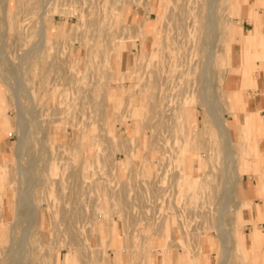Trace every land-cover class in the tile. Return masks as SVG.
<instances>
[{
	"label": "rangeland",
	"instance_id": "1",
	"mask_svg": "<svg viewBox=\"0 0 264 264\" xmlns=\"http://www.w3.org/2000/svg\"><path fill=\"white\" fill-rule=\"evenodd\" d=\"M239 1V7L237 0L218 1L210 35V0H0V133L3 118L4 137L13 135L0 156V264L15 257L34 264H159L162 258L173 264V251L196 257L182 264H224V242L231 247L226 264L251 263L244 239L250 247L254 212L243 202V178L246 159L264 165L259 136H249L247 154L234 141L238 163L228 166L201 103L216 90L236 140L243 118L231 111L230 97L234 104L242 91L228 86L233 76L238 85L236 68L244 60L230 62L235 36L252 72L264 69V13ZM43 7L45 44L39 41ZM252 24L262 33L250 44ZM213 46L212 70L206 56ZM18 100L25 105L22 119ZM232 166L240 174L234 202L224 207ZM24 190L31 205L23 202ZM4 224L8 233L14 224L16 242L5 243Z\"/></svg>",
	"mask_w": 264,
	"mask_h": 264
},
{
	"label": "crops",
	"instance_id": "2",
	"mask_svg": "<svg viewBox=\"0 0 264 264\" xmlns=\"http://www.w3.org/2000/svg\"><path fill=\"white\" fill-rule=\"evenodd\" d=\"M233 1V0H232ZM247 1V0H244ZM252 5H256V7L252 10V12L258 13L260 16L264 13L263 2L264 0H249ZM259 7V5H261ZM241 5L240 1L237 0V7ZM251 10L247 8L245 10L246 13H249ZM248 21H244V27H248ZM252 28L255 29V24H252ZM262 33V27L256 26L254 33L249 37L248 42L251 44L260 38ZM235 40L232 43L231 52H230V62L232 60L235 62L243 61V64L236 68L238 73V85L235 84L236 76H233L229 82L228 88L233 90L241 89L242 92H238V99L233 104V98L230 97V107L231 111L234 114L238 115L240 119L243 118L242 122L238 124L236 131V140L235 142L242 145L247 152L251 151V146L248 145L250 138L249 136H259V144L256 145V148L259 150L261 157L260 160L264 161V69H258L252 72L251 65L246 64V59L244 55V44L241 41H237V37L235 36ZM256 65L258 67L261 66V61H256ZM244 79V80H243ZM244 86V87H243ZM1 100V94H0ZM233 117L230 115L228 119L231 130L233 127ZM3 125L6 131L5 120L2 118ZM233 133V132H232ZM13 135L12 133L8 136L0 139V156L1 154H7L10 150L12 144ZM250 165V166H249ZM252 167L254 170L261 171L264 173V165L261 168L260 165L256 163H250L248 159H246V163L244 166V175L243 178V193L245 196V200L243 202L249 203L253 205L254 214L252 216V222H254L255 226L252 227V230L249 234V242L251 244L250 247L247 246L248 240L245 236L244 242L245 247L250 254V264H264V178L260 175L252 173V175L248 174L249 168ZM250 171V170H249ZM261 221V222H260ZM249 224L253 225L251 222ZM110 234V239H111ZM173 264H182L184 261L189 262L193 261L196 257L189 256L187 258L186 254L183 252H171ZM114 261V260H113ZM163 258L160 259L159 264H162ZM196 264H200L195 260ZM111 264H119L111 261ZM202 264V263H201ZM203 264H207L205 261ZM212 264V260L209 262Z\"/></svg>",
	"mask_w": 264,
	"mask_h": 264
},
{
	"label": "bare ground",
	"instance_id": "3",
	"mask_svg": "<svg viewBox=\"0 0 264 264\" xmlns=\"http://www.w3.org/2000/svg\"><path fill=\"white\" fill-rule=\"evenodd\" d=\"M4 1V4H8V2H7V0H3ZM218 1L219 0H210V2H209V4L207 5V15L205 16V18H206V27H207V29L205 30V32L207 33V31L209 32V34L211 35H213L214 34V30L216 29V20L218 19V15H216V11H217V6H218ZM43 8H45L44 9V11L43 12H41V16H40V26H39V38H40V40L39 41H41V42H43L42 44H45L44 42L47 40V38H48V34H47V32H48V29H47V26H48V20L45 18V14H46V12H47V8L46 7H43ZM206 35V34H205ZM209 42V41H208ZM40 43V42H39ZM207 43V42H206ZM41 43H40V48H41V45H42ZM39 47V46H38ZM43 49V48H42ZM207 49V48H206ZM38 51H39V49H38ZM215 56H216V49H215V47L213 46L212 48H211V50H210V53L208 54V56H206L207 57V59L206 60H208V62H207V66L209 67V68H211L212 69V67L215 65ZM205 60V61H206ZM4 63V62H3ZM127 63H128V60H127ZM206 66V65H205ZM207 68V67H206ZM210 70V69H209ZM213 70V69H212ZM209 72V71H208ZM211 72V71H210ZM215 72H213V74H214ZM211 74V73H210ZM204 75V74H203ZM212 75V74H211ZM205 76V75H204ZM207 76V75H206ZM214 77V76H213ZM117 79V78H116ZM215 84V83H214ZM214 84H213V86H214ZM205 85V84H204ZM205 87V86H204ZM209 89V88H208ZM211 89V88H210ZM205 91V90H204ZM210 91V90H209ZM216 91V90H215ZM214 90L212 91V89H211V91H210V93L208 92H204L205 94H206V96L204 97V99H200L201 100V103L206 107V109H207V112H208V114L212 117V119H213V122H214V126L216 127V132H217V137H218V140H219V142H221L222 144H223V146L222 147H224V149H225V154H224V152H223V154L225 155V160H224V162L226 163V164H228V166H229V164L231 165H233V166H235L236 167V165H234V164H237L238 162L236 161V149H235V144H234V139H233V133H232V130H231V128L228 126V124H227V122H226V119L224 118V116L222 115V113L219 111V109H218V107H217V104L218 103H220L219 101H220V99H218V95H217V97L215 96V92ZM214 93V95H212L211 93ZM208 95H209V97H208ZM202 97H203V95H202ZM18 99V98H17ZM214 100V101H213ZM214 102L215 104L213 105L212 103H210V102ZM220 105V104H219ZM18 107H19V115H20V118L21 117H23L24 116V114H25V105L23 106V104H21V102H20V100H18ZM22 119V118H21ZM20 119V120H21ZM21 122L22 121H19V123H20V125H21ZM24 126V125H23ZM25 127V126H24ZM2 133H0V139H2V138H4V136H5V131H3V130H5V127H3L2 126ZM21 129V128H20ZM23 129V128H22ZM19 131V130H18ZM25 131V128H24V130H23V134L21 135V137H20V143L18 144V149H17V151H18V153L20 154L21 152H23V149L26 147V144H25V142H26V137H27V132H24ZM19 133V132H18ZM20 136V135H19ZM245 151V150H244ZM18 154V155H19ZM23 154V153H22ZM21 155V154H20ZM20 158H21V156H20ZM226 164H224V165H226ZM232 166V169L230 168V167H228V169H229V172H227L226 173V177L224 178V181H225V187H224V193H225V197L227 198V200L224 202V207H225V205H227V203H229V202H234L233 201V197H234V195H235V186H236V180H235V175L237 176L238 175V173L240 174V172L238 171V169H233V168H235V167H233ZM22 168V167H21ZM225 168V167H224ZM231 169V170H230ZM21 171H23V170H21ZM27 173V172H26ZM25 173V174H26ZM239 176V175H238ZM23 177H25V176H23ZM19 182H20V180H19ZM34 186V185H33ZM32 186V187H33ZM20 189V188H19ZM21 190V189H20ZM26 190V189H25ZM24 190V194H23V196H22V199H24L23 200V202H27V203H29V205H31V197H29V193L27 192V191H25ZM20 192V191H19ZM22 193V192H21ZM20 193V194H21ZM19 194V195H20ZM22 195V194H21ZM223 195V194H222ZM223 197V196H222ZM19 200H20V197H19ZM223 200V199H222ZM21 202V201H20ZM19 202V203H20ZM23 202H21V203H23ZM24 204H26V203H24ZM34 204V203H33ZM26 209H27V206L25 207ZM36 208V207H35ZM223 208V207H222ZM229 208V207H228ZM24 209V208H23ZM21 210V209H20ZM35 210V209H34ZM37 210V209H36ZM224 210H226L225 208H224ZM19 211V210H18ZM222 211V210H221ZM220 211V212H221ZM37 212V211H36ZM224 212V211H223ZM228 212V211H227ZM19 213H21V212H18L17 214H19ZM27 213H29V212H27ZM33 213H35L34 211H33ZM30 214V213H29ZM28 214V215H29ZM222 214V216H220V218H221V221H220V225H219V227H221V228H219V229H221L220 230V232H221V235H223L222 233V229H224V227H225V224H224V220H226L225 218H224V220H223V217H225L224 216V214L223 213H221ZM237 214H238V212H237ZM27 215V214H26ZM19 216L20 215H18V218H19ZM238 217V216H237ZM29 218V217H28ZM35 218H36V221H37V217L35 216L34 217V220H35ZM3 219V218H2ZM2 219H0V223H4L3 221H2ZM17 221H18V219H17ZM16 221V222H17ZM30 221V220H29ZM31 223V222H30ZM34 223H35V221H34ZM76 225V224H75ZM17 226V225H16ZM4 229H5V243H6V241H10V242H16V240H14V238H13V236L15 235L14 233V229H15V227H14V224H13V227H11V228H9V230H10V233H8V227L6 226V224H4V227H3ZM16 230H17V228H16ZM15 230V231H16ZM17 234V233H16ZM25 236H29L30 234H31V232L29 231V230H27V232H25ZM224 234H225V231H224ZM26 237V240L28 239ZM6 238H9L8 240L6 239ZM23 238V237H22ZM29 240V239H28ZM0 242H2V237H1V235H0ZM20 242V241H19ZM14 244V243H13ZM21 244V243H20ZM15 245V244H14ZM27 247H28V245H26ZM25 246V247H26ZM12 247H14L13 245H12ZM74 247V246H73ZM223 247H224V250H225V252H226V254H227V260H228V258H230V253H231V247L230 246H228L225 242L223 243ZM23 248V247H22ZM62 248V247H61ZM60 249V248H59ZM18 250V249H17ZM21 250H23V249H21ZM27 250V249H26ZM76 250V249H75ZM28 251V250H27ZM72 251H73V248H72ZM12 252V251H11ZM16 252V251H15ZM21 252V251H20ZM71 252V251H70ZM72 253V252H71ZM74 253V252H73ZM20 256V255H19ZM31 256V255H30ZM25 257H26V255H25ZM15 259V260H14ZM13 260L11 259V264H24L25 263V260L23 259V261H17V259H16V257L14 258ZM35 259H37V258H35ZM29 260H30V258H29ZM29 260H26V261H29ZM55 260H56V258H55ZM225 261V263L224 264H226V262H228V261ZM27 264H34L35 263V261H32L31 263H29V262H26ZM25 263V264H26Z\"/></svg>",
	"mask_w": 264,
	"mask_h": 264
}]
</instances>
